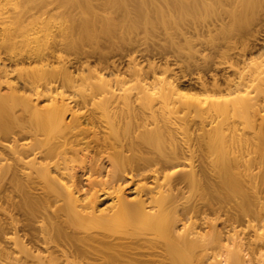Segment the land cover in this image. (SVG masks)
Returning <instances> with one entry per match:
<instances>
[{
    "label": "bare ground",
    "instance_id": "bare-ground-1",
    "mask_svg": "<svg viewBox=\"0 0 264 264\" xmlns=\"http://www.w3.org/2000/svg\"><path fill=\"white\" fill-rule=\"evenodd\" d=\"M132 1L164 24L213 8L207 0ZM51 20L21 29L30 48L10 52L15 66L31 60L40 69L0 60V264H264L263 52L248 57L243 42L236 75L224 88L214 83L223 94L206 101L145 74L130 65L134 58L137 90L128 91L108 54L99 53L102 75L89 54L78 74L55 66L58 45L44 52ZM111 28L85 27L73 44L111 36ZM196 152L200 167L177 169ZM184 188L199 200L181 202ZM10 206L29 215L31 248Z\"/></svg>",
    "mask_w": 264,
    "mask_h": 264
},
{
    "label": "rangeland",
    "instance_id": "rangeland-1",
    "mask_svg": "<svg viewBox=\"0 0 264 264\" xmlns=\"http://www.w3.org/2000/svg\"><path fill=\"white\" fill-rule=\"evenodd\" d=\"M87 1L92 4L91 11H87L85 8L84 4ZM103 1L0 0V31L5 28L10 32H15L14 36L10 38L7 35L5 37L0 35V60H5L7 64L18 68L40 69V62H31V60H29L30 62H20L15 66L14 60L9 61L10 52L15 50V47H17V51L30 48V45L24 40L26 34L21 29L42 27V20L52 19L53 23L50 25L53 27L52 37L46 41L44 52H49L55 45H58L60 50L57 53L62 55L63 60L60 63L56 61L55 66H67L73 74H78L80 72L78 69L79 60L89 54L91 55L88 58L91 66L98 69L97 74L102 75L103 71L100 68L104 66V63L106 64L99 59V53L102 52L108 54L111 58L110 62L118 63L119 71L116 76L129 79L125 85L129 89L128 91H136L133 69L128 68L130 61L134 58L130 65H136L149 76L156 73L159 77H165L173 81L181 92L204 100L223 94L216 91L214 83L217 82L224 88L226 81L229 78H234L233 76L236 75L235 72L239 68L238 65L242 64L239 52L243 48V42L249 44L248 57H253L254 54H256L255 57L259 56L260 52L264 54V46H261L264 45V0H255L253 3L246 2L248 0H207L213 6L209 13H204L197 18L189 17L182 22L180 20L171 21L167 24L161 22L159 16L152 9H150L151 12L149 10L148 15V11L136 12L132 0H119L120 2L116 0L119 3L113 7L107 6L108 8L102 4ZM142 14H145L144 17ZM85 27L96 29L112 27L113 35L100 34L96 38L97 41L84 38L80 44H73ZM254 42H257L256 45ZM233 65L238 68L233 67L232 69ZM203 80L207 82L206 86L201 83ZM5 85L2 88L3 92L7 91ZM59 90H64V88ZM156 92H158L157 88H150V93ZM183 113L185 110L181 111V114ZM212 113L213 116L217 114L215 111ZM191 114L193 119L199 122L200 111L197 112L193 109ZM86 140L91 142L90 146L94 144L92 136ZM193 155L191 160L186 161V164L177 167V169L189 170L192 166L200 167L202 163L200 153L196 152ZM214 157L215 155H211L209 159L212 160ZM209 171L214 174L216 169ZM214 175L211 179L212 182L218 180ZM136 179L138 180L139 177ZM134 183L131 182L127 187L135 186ZM184 192L181 195V202L184 204L199 200L197 193L185 188ZM237 197L239 199V196H236L235 200ZM13 207H8V215L12 212L11 214L14 216L21 217V221L24 219L22 222H18L19 218L17 219L19 231L17 234L20 237L24 235L21 237L22 241L31 248V229L29 227L31 225L25 224L27 221L31 222V220H26L30 217L24 218L29 215L18 207H14L16 212H13ZM10 208L11 210H9ZM18 210L20 211L18 212ZM17 216L15 217L17 218ZM2 217L4 221H9L4 218V215ZM9 225L8 223V228L11 226ZM12 229L11 226V232L7 236L13 235L15 229L13 231ZM2 245L7 249L12 247L10 242L3 241Z\"/></svg>",
    "mask_w": 264,
    "mask_h": 264
}]
</instances>
